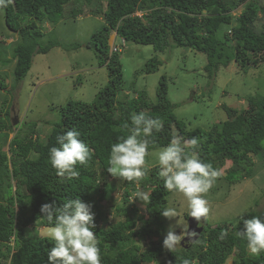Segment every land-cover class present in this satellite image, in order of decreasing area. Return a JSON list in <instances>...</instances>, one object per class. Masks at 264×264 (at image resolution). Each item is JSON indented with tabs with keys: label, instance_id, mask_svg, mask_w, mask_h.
I'll return each instance as SVG.
<instances>
[{
	"label": "trees",
	"instance_id": "trees-1",
	"mask_svg": "<svg viewBox=\"0 0 264 264\" xmlns=\"http://www.w3.org/2000/svg\"><path fill=\"white\" fill-rule=\"evenodd\" d=\"M239 3L240 11L233 13ZM84 7L103 18V25L89 41H42L40 25L44 21L75 19ZM0 9L7 27L20 37L12 49L16 83L25 77L35 53H46L55 46L65 50L93 48L98 65L105 66L108 76L91 102L70 100L64 104L44 138L40 137L41 125L37 121L14 126L10 104L6 98L2 101L0 134L14 131V135L7 150L0 143V264H50L48 252L53 243L41 235H31L27 229L36 222L49 226L41 217L43 204L55 201L59 207L78 198L92 204L101 264H182L183 259L191 264H226L230 256L233 264H264V252L252 255L247 242L236 235L244 230L243 220L253 216L264 220V209L246 212L229 224L203 228L196 239L199 243L178 246L174 252L166 250L161 259L165 250L161 232L166 228L161 211L169 192L159 177V164L147 165V174L139 182L122 180L120 203L110 195L119 179L106 171L111 145L129 134L121 125L130 124L131 114L143 112L149 118L164 121L163 130L154 133L155 146L149 150L167 146L173 135L195 137L200 158L214 168L218 166L224 172L221 175L225 183L234 184L251 175L253 156L259 157L264 147V93L250 94L240 109L223 104L227 118L208 130H187L173 113L175 105L167 98L164 76L159 80L157 101L153 104L144 99L143 91L130 98L118 95L124 83L123 72L119 49L110 52L109 39L115 31L124 41L151 44L155 50L169 46L194 49L205 55L204 69L210 79L220 66L232 62L246 71L264 62V0H13ZM158 65L159 60L151 57L140 71L150 73ZM3 85L0 82V87ZM69 130L79 133L93 157L89 165L76 166L78 178L62 181L49 163V150L58 147L57 138ZM137 186L148 190L151 203L145 205L149 216L146 224L134 229L140 217L134 216L137 208L130 197ZM110 214L118 220L102 226L101 220ZM222 230L228 231L224 240L218 239Z\"/></svg>",
	"mask_w": 264,
	"mask_h": 264
},
{
	"label": "rangeland",
	"instance_id": "rangeland-1",
	"mask_svg": "<svg viewBox=\"0 0 264 264\" xmlns=\"http://www.w3.org/2000/svg\"><path fill=\"white\" fill-rule=\"evenodd\" d=\"M241 7L239 3L233 13H238ZM102 25L103 18L93 15L88 7H84V12L75 19H61L56 23L44 21L40 29L43 42L56 40L84 44ZM110 37L114 38L109 39V43L113 40L119 47L124 79L118 95H127L130 98L135 97L138 91H143L144 99L153 104L157 101L159 80L164 76L167 82V98L175 105L173 113L185 123L187 130L196 127L208 130L213 124L227 118L223 104L240 109L245 106L250 94L264 93V62L250 66L246 71L232 62L225 67L220 66L210 79L204 69L205 55L194 49L169 46L163 50H155L151 44L124 41L115 31ZM19 41V35L7 27L4 11L0 9V82L4 83L0 87V105L6 98L10 104V117H17L14 124L16 127L23 122L37 121L41 125L40 137L44 138L58 119V111L64 104L70 100L91 102L95 99L97 91L108 81L107 70L105 66L98 65L93 48L81 46L78 49L65 50L55 46L46 53H35L25 77L16 83L13 76L12 49ZM151 57L159 60L157 69L150 73L141 72L140 69L145 67V62ZM13 135L14 131L0 134L4 151ZM163 147L149 150L150 155L146 158L148 166L158 164L156 152ZM253 160L250 176L228 184L220 175L205 196L210 212L208 219L204 221V230L207 227L235 222L246 212H261L264 209V147L259 157L253 156ZM122 186V180H118L116 189L110 194L118 203L121 202ZM137 191L148 193L147 189L139 186ZM133 202L137 208L134 216L140 217L134 228L136 229L144 226L145 219L149 216L142 201L137 199ZM164 208H173L178 215L172 219L164 218L166 228L161 236L165 238L170 228L176 235L182 236L187 227L185 215L190 212L186 198L178 192H169ZM108 211L112 214L111 210ZM110 215L101 220L102 226L113 219L118 220V217ZM46 227L48 226L36 222L27 231L31 235H40ZM165 256L166 250L163 251L161 259ZM226 264H233L232 256L227 258Z\"/></svg>",
	"mask_w": 264,
	"mask_h": 264
},
{
	"label": "clouds",
	"instance_id": "clouds-1",
	"mask_svg": "<svg viewBox=\"0 0 264 264\" xmlns=\"http://www.w3.org/2000/svg\"><path fill=\"white\" fill-rule=\"evenodd\" d=\"M12 2L13 0H0V8H6ZM163 126L164 121L161 118H149L143 112L131 114L130 124L125 122L121 125L129 134L111 145L107 173L115 179L129 183L141 181L148 171L146 158L150 155L149 148L156 144L154 133L161 132ZM57 139L59 146L49 150L51 167L62 181L78 178L80 173L76 166L89 165L93 157L92 150L79 139V133L75 130H69ZM199 147V141L195 137L184 139L173 135L170 143L160 148L156 156L164 189L182 194L188 202V215L198 224L203 221L204 228V221L208 219L210 212L205 196L221 173L212 164L202 161L196 151ZM137 199L144 206L151 203L150 194L144 191H137L130 197L131 202ZM91 208L92 204L84 203L79 198L69 199L59 207L55 201L41 206V217L46 219L49 226L40 235L54 245L48 252L50 264H101L99 240L93 231L96 225ZM161 215L172 219L178 214L173 208H164ZM243 224L244 230L238 231L237 237L247 242V249L252 255H260L264 252V220L260 216H253L243 220ZM185 233L186 230L182 236L176 235L170 228L163 240V248L174 252L178 246L187 247L191 243L189 240L181 243ZM197 235L192 232L193 237ZM227 236L228 231L222 230L218 239L224 240ZM192 242L200 241L193 239ZM182 264H191V261L183 259Z\"/></svg>",
	"mask_w": 264,
	"mask_h": 264
},
{
	"label": "water",
	"instance_id": "water-1",
	"mask_svg": "<svg viewBox=\"0 0 264 264\" xmlns=\"http://www.w3.org/2000/svg\"><path fill=\"white\" fill-rule=\"evenodd\" d=\"M11 121L13 124H15L17 119L11 118ZM202 222H201V224H198L192 217H190V215H188V217H187V229H186L185 236L183 237L184 239L181 240V243L184 240H189V242H192L193 239H197L200 232L203 230ZM192 232H195L198 235L196 237H193Z\"/></svg>",
	"mask_w": 264,
	"mask_h": 264
},
{
	"label": "built area",
	"instance_id": "built-area-1",
	"mask_svg": "<svg viewBox=\"0 0 264 264\" xmlns=\"http://www.w3.org/2000/svg\"><path fill=\"white\" fill-rule=\"evenodd\" d=\"M119 48L113 43L112 45H111V52L112 51H116V50H118Z\"/></svg>",
	"mask_w": 264,
	"mask_h": 264
},
{
	"label": "crops",
	"instance_id": "crops-1",
	"mask_svg": "<svg viewBox=\"0 0 264 264\" xmlns=\"http://www.w3.org/2000/svg\"><path fill=\"white\" fill-rule=\"evenodd\" d=\"M110 39H112V38L110 37Z\"/></svg>",
	"mask_w": 264,
	"mask_h": 264
}]
</instances>
